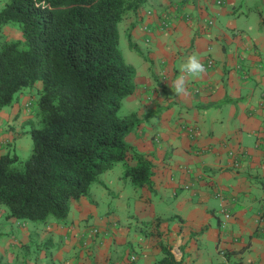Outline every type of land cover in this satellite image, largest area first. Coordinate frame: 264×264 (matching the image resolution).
Here are the masks:
<instances>
[{"label":"crops","instance_id":"crops-1","mask_svg":"<svg viewBox=\"0 0 264 264\" xmlns=\"http://www.w3.org/2000/svg\"><path fill=\"white\" fill-rule=\"evenodd\" d=\"M219 1L146 0L117 24L118 37L129 36L140 56L135 89L122 99L139 122L124 139L152 164V190L138 187L132 223L113 227L104 218L90 234L88 218H101L85 194L61 221L5 218L17 229H0V249H8L0 260L11 262L12 249L28 247L33 236L39 257L55 249L60 264H153L159 242L181 264H264V0ZM165 9L172 14L166 30L159 26ZM190 55L211 58L213 67L177 96L173 82ZM23 92L0 108V154L32 126L19 103L30 106L33 96ZM229 149L241 152L236 169ZM109 171L123 178L122 162L97 176L105 186ZM125 245L137 252L119 255Z\"/></svg>","mask_w":264,"mask_h":264},{"label":"trees","instance_id":"trees-1","mask_svg":"<svg viewBox=\"0 0 264 264\" xmlns=\"http://www.w3.org/2000/svg\"><path fill=\"white\" fill-rule=\"evenodd\" d=\"M145 1H4L0 25L17 23L21 38L0 42V108L41 82L29 155L16 165L15 154H0L4 218L63 220L70 202L115 162H122L121 176L133 186L152 190L150 160L124 139L139 119L118 114L135 89V70L118 48L117 24ZM42 2L48 7L35 6ZM158 247L161 256L153 264H181L165 244Z\"/></svg>","mask_w":264,"mask_h":264},{"label":"rangeland","instance_id":"rangeland-1","mask_svg":"<svg viewBox=\"0 0 264 264\" xmlns=\"http://www.w3.org/2000/svg\"><path fill=\"white\" fill-rule=\"evenodd\" d=\"M4 1L5 0H0V8L2 7ZM20 38H21V33H20V30L18 28L17 23L10 22V23L4 24V25H0V42L8 41V40H16V39H20ZM118 48H119V50L123 56L124 61L126 63L132 65L133 68H136L140 62V56L137 52H135L132 48H130L128 46V41H127L126 37H124L122 35V33H120V31H119V37H118ZM40 88H41V82L40 81H35L33 86H31V87L23 88L22 91H24V92L29 91V92H27V94H31L33 96V100L30 102V106L28 105V103L24 104V102H22V101L19 103L20 112H26L28 109H30L29 113H31V115L27 119L31 122L32 126L38 125V122H37L38 107H37L36 100H37ZM15 96H14V99H15ZM28 97H30V96L28 95ZM18 98H20V97H18ZM14 99H13V101H14ZM124 100H122V104L118 110V114L121 116L130 112V109L127 108L129 106H128L127 102ZM29 126H31V125H29ZM11 145H13V147L7 146V151L9 152V154H15L18 157V161H17L16 165H20V163L30 153L31 139H30L28 132L20 135L19 138L14 140V143ZM107 173H108L107 174L108 178L105 181H107L108 184L105 183L106 186L104 184H102V182H100L97 178V182L90 184L88 192L86 193V198L93 201V203L95 205V208H96L95 214H97V216H99V221L101 218V221H100L101 224H99V222L97 224L94 223V220H95L94 218H90V217L88 218L89 223L88 224L86 223V226L87 227L90 226L89 227V233H90V230L92 228H95L98 232L99 231L98 228H99V226L102 225V222L104 221L102 219H104V218L107 219L106 221L109 220L110 223H113V225H112L113 227H115L117 224L118 225H121L123 223L125 224L126 220H129V222L132 223V220H133V214L135 213L136 203H137V200L139 197L138 196L139 195V188L133 186L131 183L130 184L127 183L126 185L123 184L122 182L124 181V179L117 177V175L113 171H109ZM102 177H103V179L105 178V176H102ZM117 180L123 184L122 185L123 190L121 189L122 191H120V193H117V191H116ZM103 187H105V188H103ZM69 214H70V212H69ZM107 215H109V216L107 217ZM20 221H23L24 224L25 223H27V224L31 223L29 220H20ZM9 227H10V229L12 228V230L17 229V228H14L13 225H9L8 222L6 224L5 218H3L1 216L0 217V229H1V231H5ZM18 235H15V236H17L16 238L19 237ZM0 237H6V235L2 236L0 234ZM30 237H31V242L29 243L28 247L19 248V249L17 247L13 248V249L9 248V249H12V255L15 258L11 262L8 260H0V264H53V262H54V264H60V261H59L60 259H56V258L53 259L52 255L50 254V252L52 253L55 249L54 250L52 249V251H51V249H46V250H50V251H46L44 249L43 251L44 252L46 251L48 253H46L45 256L40 258L38 255V250H39L38 249V240L33 238V236H30ZM72 248L73 247L70 246V249H72ZM5 249L3 247L0 249V259L3 255V253L5 252ZM6 250H8V249H6ZM135 250H137L135 246L125 245L122 250L120 248H118L117 252L119 253V255L120 254L123 255V254H130ZM135 252H137V251H135ZM65 255H66V253H65ZM16 257H17V260H15ZM129 257H130V255L128 256V260H129ZM132 257H134V255H132ZM61 258H63V257H61ZM129 261L132 262L134 260H129Z\"/></svg>","mask_w":264,"mask_h":264},{"label":"clouds","instance_id":"clouds-1","mask_svg":"<svg viewBox=\"0 0 264 264\" xmlns=\"http://www.w3.org/2000/svg\"><path fill=\"white\" fill-rule=\"evenodd\" d=\"M41 8H47L46 3H40L35 5ZM180 75L174 82V94L177 96L187 95L188 90L186 84L190 79L199 78L201 75L206 73V68L201 60L196 55H190L187 57V60L180 65Z\"/></svg>","mask_w":264,"mask_h":264},{"label":"built area","instance_id":"built-area-1","mask_svg":"<svg viewBox=\"0 0 264 264\" xmlns=\"http://www.w3.org/2000/svg\"><path fill=\"white\" fill-rule=\"evenodd\" d=\"M219 0H216V3H219ZM169 9H165V11L163 10L162 13L160 14V20H159V26L161 29H168L171 25L172 19L171 16L172 14H170ZM147 13H150V10L146 11ZM186 16V15H185ZM187 18V17H185ZM210 23V21H208ZM204 64V67L207 69L212 68L213 67V61L211 58L207 57L204 60L201 61ZM190 132V129L188 130V133ZM227 155V159H228V165L233 168L236 169L239 166L240 163V157H241V152L237 151V150H233V149H229L226 152ZM229 214L227 212L224 213V217H227ZM261 216L263 217L264 220V211H261ZM97 232V230L95 228H92L90 230L91 234H95ZM134 257H130V259L132 260Z\"/></svg>","mask_w":264,"mask_h":264}]
</instances>
